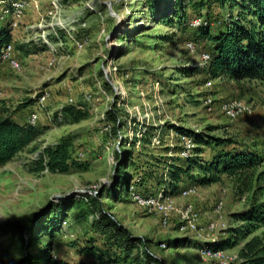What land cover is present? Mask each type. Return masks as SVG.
Returning a JSON list of instances; mask_svg holds the SVG:
<instances>
[{"label": "rangeland", "instance_id": "1", "mask_svg": "<svg viewBox=\"0 0 264 264\" xmlns=\"http://www.w3.org/2000/svg\"><path fill=\"white\" fill-rule=\"evenodd\" d=\"M28 1L30 8L12 37L17 40L13 41L14 57L19 68L0 63V116L8 112L23 124L35 111L36 125L43 131L34 144L0 167V226L7 222L33 226L35 216H41V225L52 226L50 214L58 215L62 208V222L53 237L38 226L30 256L49 250L70 264H98L80 251L88 246L104 253L110 250L93 227L102 211L141 241L127 264H213L201 258L199 249L222 245L232 236L241 225L235 215L249 208L252 194L239 196L233 180L224 176L218 184L198 187V195L184 196L183 191L193 187L184 181L173 199L180 207L191 206L201 214L200 231L194 235L187 232L180 217L147 211L119 183L121 177L130 175L141 178L143 194L160 190L167 163L184 160L180 156L183 142L174 127L235 142L224 148H205L198 156L201 163L222 150H251L264 158V82L210 78L201 58L211 53L212 45L199 38L200 27L191 25L196 18L212 22L213 36L232 16L249 26L253 18L243 10L244 2ZM53 3L59 5L56 18L49 15ZM57 19L67 27L62 31L55 27L59 30L55 36L51 24ZM76 42L83 43V48L78 49ZM18 44L35 54L25 56L17 51ZM53 59L54 66L48 67ZM44 91L50 98L40 107L37 99ZM232 101L241 102L246 110L230 117L224 105ZM67 106L81 110L86 118L78 123L67 120L62 114ZM110 115L121 122L116 133L117 122ZM159 132L164 140L160 147L152 144ZM64 137L70 138L72 159L82 168L66 174L41 170L38 160L43 151ZM257 174L264 175V164ZM262 181L264 185V177ZM95 196L101 205L95 214L84 217L86 211L79 202ZM259 198L264 201L262 195ZM214 221L220 227L209 232ZM254 236L264 237V228L246 242ZM244 243L226 251L238 255ZM23 258L18 235L0 231V264H19Z\"/></svg>", "mask_w": 264, "mask_h": 264}, {"label": "trees", "instance_id": "2", "mask_svg": "<svg viewBox=\"0 0 264 264\" xmlns=\"http://www.w3.org/2000/svg\"><path fill=\"white\" fill-rule=\"evenodd\" d=\"M242 1L244 2L243 10L253 18L249 22V26L241 24L240 18L234 20L232 16L230 23L215 36L210 34L212 22L205 20L208 25L199 28V38L208 40L212 45L211 60L207 65L206 73L212 79L228 77L235 81L264 82V0ZM154 2L158 3L159 0H154ZM162 21L168 25L171 24L168 19ZM220 23L219 21L217 25ZM12 43L11 30L7 24H2L0 26V54L4 47ZM25 47V44L16 45L17 51L23 52L25 56L35 54L25 50ZM62 112L63 116L73 123H78L86 118V114L73 106L63 108ZM110 117L117 122L115 124L116 133L121 127V122L116 120L113 115ZM174 129L180 135L192 138L196 147L191 157L177 160V162L171 160L167 163L169 167L166 168V175L162 180L160 190H165L166 194L175 196L183 189L180 185L184 181L192 183L193 187H206L220 183L224 176L232 179L239 196L252 194L249 208L235 215L236 222L241 225L232 231V236L228 240L222 245L210 244L208 246L213 250L226 251V249L237 247L245 242L239 250V264H264V237L254 236L246 242L247 238L255 231L264 228V201L261 202L259 198L260 195L264 197V185L262 184L264 175L257 174L258 168L264 164V158L251 150L234 152L222 150L215 154L212 160L201 163L198 156L204 153L205 148L219 149L231 146L235 142L180 127H174ZM42 131L43 129L38 128L37 125L18 123L14 116L8 112L0 116V167L10 163L17 155L34 144L42 135ZM71 148L72 143L69 137L62 138L54 147L46 148L38 160L40 169H47L54 174H66L72 169L82 168L81 164L73 161ZM128 154L130 153H126V155ZM122 155L125 156V153ZM132 180L133 177L130 175L121 177L119 186L128 193ZM100 205L98 196L89 201H80L78 204L82 210L86 211L84 217L91 213L95 214ZM64 211L60 208L58 215L50 214L48 221L52 216L54 217L51 222L52 226L41 225V216H35L33 226L9 222L0 226V231L4 234L15 233L18 235L24 255L19 264H70L54 257L49 250L42 251L33 257L29 253L30 245L36 238L38 226H40V230L48 231V234L53 237L56 232L55 227L62 222L59 215ZM100 216L93 222V227L104 237L105 243L115 255L110 250H106L108 252L104 253L93 246L83 248L80 251L81 254L94 258L98 264H127L138 248L140 239H134L126 229L104 216L102 211H100ZM146 258L148 259L150 256L147 255ZM135 260L140 259L137 257Z\"/></svg>", "mask_w": 264, "mask_h": 264}, {"label": "built area", "instance_id": "3", "mask_svg": "<svg viewBox=\"0 0 264 264\" xmlns=\"http://www.w3.org/2000/svg\"><path fill=\"white\" fill-rule=\"evenodd\" d=\"M37 2H35L36 4ZM30 8V3L28 0H0V26L2 24H7V27L11 30V34L13 37V33L18 30L22 23V19L25 15V12ZM36 10L39 9V5L36 4L34 6ZM52 11L49 12V15L53 18L58 17L59 14V5L57 3H53ZM52 27H58L60 31L66 29V25L63 24L59 19L54 24H51ZM191 25L195 28L206 26L208 25L206 21L203 19H194L191 22ZM58 31L54 30V35L58 36ZM46 39V37H45ZM78 49L83 48V43L76 42L75 43ZM192 50H194V45L192 43L188 44ZM15 47L14 42L1 50L0 54V63L8 64L12 69H18L19 65L17 60L14 57ZM211 60V55L209 53L202 54V65L207 66ZM55 64V60H51L48 63V67H53ZM211 85V82L208 83ZM50 98V94L47 91H44L39 98L37 99V104L40 107L45 106ZM224 110L226 114L230 117H235L238 112H243L246 110V107L242 105L241 102L232 101L224 105ZM39 121V116L35 111H32L28 117L27 123L36 125ZM180 139L183 142V148L181 150V157L186 159L193 155L194 149L196 144L192 140V138L180 135ZM164 140L161 138V132L155 134L154 138L152 139V144L154 146H162ZM141 178L137 177L134 178L129 185L128 193L131 195L132 199L139 204L140 206L144 207L147 211L154 212L157 214H161L164 217H169L172 215H176L180 217L182 223H184V228L187 232L191 234L198 235L200 231V220L201 214L196 211L193 207H180L174 202L173 196L166 194L165 190H159L157 193L153 195H145L142 191L139 190L141 186ZM198 187H192L185 191H183L182 195H198L197 193ZM222 204H220L217 209L216 213H220ZM220 225L218 222H212L208 226L209 232H215L219 229ZM199 254L202 259H209L212 261L213 264H239V257L238 255H230L228 251L223 250H213L210 247H202L199 249Z\"/></svg>", "mask_w": 264, "mask_h": 264}, {"label": "crops", "instance_id": "4", "mask_svg": "<svg viewBox=\"0 0 264 264\" xmlns=\"http://www.w3.org/2000/svg\"><path fill=\"white\" fill-rule=\"evenodd\" d=\"M24 22H25V20H24ZM14 34V33H13ZM13 41H17V40H15V38H14V40ZM23 124H25V122L23 123Z\"/></svg>", "mask_w": 264, "mask_h": 264}]
</instances>
